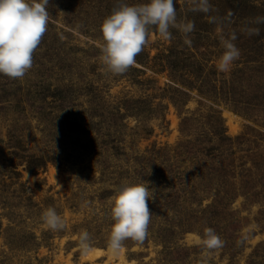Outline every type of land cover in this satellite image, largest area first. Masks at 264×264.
I'll return each instance as SVG.
<instances>
[{
    "label": "rangeland",
    "instance_id": "rangeland-1",
    "mask_svg": "<svg viewBox=\"0 0 264 264\" xmlns=\"http://www.w3.org/2000/svg\"><path fill=\"white\" fill-rule=\"evenodd\" d=\"M120 2L148 0H49L33 67L0 74V264H264V0H210L209 14L175 0L178 22L195 24L191 45L150 29L135 66L114 76L101 24ZM233 32L241 56L220 72ZM144 181L147 239L113 254L114 197ZM49 207L65 229L43 222ZM207 228L221 248H205Z\"/></svg>",
    "mask_w": 264,
    "mask_h": 264
},
{
    "label": "clouds",
    "instance_id": "clouds-1",
    "mask_svg": "<svg viewBox=\"0 0 264 264\" xmlns=\"http://www.w3.org/2000/svg\"><path fill=\"white\" fill-rule=\"evenodd\" d=\"M175 0H148L147 3L129 5L123 2L114 7L112 13L101 24L103 43L100 45L101 61L107 71L114 76L123 75L136 64V57L148 45L150 29L159 36L172 40L170 29H177L185 37V43L195 30L192 21L177 20ZM190 11L209 14L213 11L210 0H191ZM49 0H0V74L9 79H23L33 67V54L41 44L50 20ZM210 23H217L216 16L209 15ZM257 23H264V17H258ZM258 29H250L249 35H258ZM235 32L221 38L223 54L219 57L217 68L228 72L239 60L240 49L234 41ZM155 196V190L149 182L127 184L117 190L111 209L114 221L108 248L118 254L126 240L143 244L148 236L152 213L148 201ZM43 222L52 231L65 229L66 224L56 210L49 207L42 214ZM82 254L92 251L91 236L86 230L79 234ZM204 246L209 251L219 249L223 241L214 229L207 228L204 233Z\"/></svg>",
    "mask_w": 264,
    "mask_h": 264
},
{
    "label": "bare ground",
    "instance_id": "bare-ground-1",
    "mask_svg": "<svg viewBox=\"0 0 264 264\" xmlns=\"http://www.w3.org/2000/svg\"><path fill=\"white\" fill-rule=\"evenodd\" d=\"M100 253V252H99ZM114 254V253H113Z\"/></svg>",
    "mask_w": 264,
    "mask_h": 264
}]
</instances>
